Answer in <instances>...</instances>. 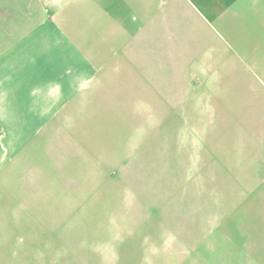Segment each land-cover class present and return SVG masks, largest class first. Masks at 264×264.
Here are the masks:
<instances>
[{
	"label": "rangeland",
	"instance_id": "obj_1",
	"mask_svg": "<svg viewBox=\"0 0 264 264\" xmlns=\"http://www.w3.org/2000/svg\"><path fill=\"white\" fill-rule=\"evenodd\" d=\"M50 2L6 0L13 41ZM246 66L187 140L166 90L136 104L146 90L101 83L32 130L23 98L0 97V264H264L243 214L264 176V71Z\"/></svg>",
	"mask_w": 264,
	"mask_h": 264
},
{
	"label": "crops",
	"instance_id": "obj_2",
	"mask_svg": "<svg viewBox=\"0 0 264 264\" xmlns=\"http://www.w3.org/2000/svg\"><path fill=\"white\" fill-rule=\"evenodd\" d=\"M6 5L0 0V97L23 98L21 119L31 130L101 83L129 82L146 90L133 96L136 104L166 90L163 102L181 108L179 135L187 140L204 135L202 121L216 112L209 95L219 98L240 65L264 71V0H51V18H37L15 41ZM259 178L243 214L264 235Z\"/></svg>",
	"mask_w": 264,
	"mask_h": 264
}]
</instances>
